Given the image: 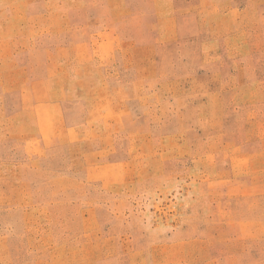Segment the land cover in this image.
Masks as SVG:
<instances>
[{
    "label": "rangeland",
    "instance_id": "374dc122",
    "mask_svg": "<svg viewBox=\"0 0 264 264\" xmlns=\"http://www.w3.org/2000/svg\"><path fill=\"white\" fill-rule=\"evenodd\" d=\"M0 264H264V0H0Z\"/></svg>",
    "mask_w": 264,
    "mask_h": 264
}]
</instances>
